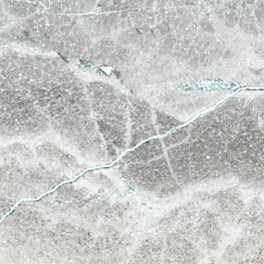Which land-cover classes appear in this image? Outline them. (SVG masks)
I'll list each match as a JSON object with an SVG mask.
<instances>
[{"label":"snow or ice","instance_id":"snow-or-ice-1","mask_svg":"<svg viewBox=\"0 0 264 264\" xmlns=\"http://www.w3.org/2000/svg\"><path fill=\"white\" fill-rule=\"evenodd\" d=\"M0 264H264V0H0Z\"/></svg>","mask_w":264,"mask_h":264}]
</instances>
